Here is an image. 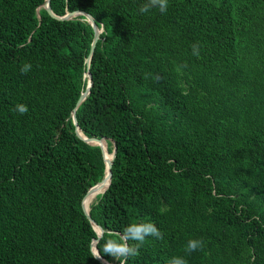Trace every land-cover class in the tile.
<instances>
[{"label": "trees", "instance_id": "obj_1", "mask_svg": "<svg viewBox=\"0 0 264 264\" xmlns=\"http://www.w3.org/2000/svg\"><path fill=\"white\" fill-rule=\"evenodd\" d=\"M45 1L0 0V264H102L81 200L105 153L72 113L115 149L89 210L106 263L104 240L153 222L127 264H264V0H48L102 29L89 65L92 26Z\"/></svg>", "mask_w": 264, "mask_h": 264}, {"label": "clouds", "instance_id": "obj_2", "mask_svg": "<svg viewBox=\"0 0 264 264\" xmlns=\"http://www.w3.org/2000/svg\"><path fill=\"white\" fill-rule=\"evenodd\" d=\"M169 7V0H145V3L139 8L141 14L148 13L152 9H158L161 13H166ZM192 54L194 56L200 55V46L198 44L192 45ZM31 70V64H24L21 67L23 73ZM147 78V76L145 77ZM158 79V78H157ZM21 115L27 114L28 106L18 103L14 109ZM117 238H107L103 241L102 252L118 261V264H127L129 257H135L139 254L140 248L144 245L146 238L154 237L162 240L163 233L158 229L153 222H134L123 228L119 234H115ZM203 247V241L197 239H190L186 246V251L191 254ZM92 257L102 259L97 255L96 249H92ZM167 264H187L185 258L174 256L167 261Z\"/></svg>", "mask_w": 264, "mask_h": 264}, {"label": "water", "instance_id": "obj_3", "mask_svg": "<svg viewBox=\"0 0 264 264\" xmlns=\"http://www.w3.org/2000/svg\"><path fill=\"white\" fill-rule=\"evenodd\" d=\"M43 6H44V8L46 9V11L48 12V14H49L51 17H53V18H55V19H57V20H69V19H72V18H74V17H76V16H78V15H83V16L86 18L87 22L92 26V28H93V30H94V38H93V41H92V44H91V48H90V52H89V56H88V58H87V64L89 65L91 55H92L93 52H94L95 44H96V42H97V40H98V38H99V34H100V32L102 31V29H98L97 26H96V24L94 23L93 18L90 17L88 14H86V13H84V12L74 11V12H69V13H67V14L64 15L63 17H58V16L54 15V14L51 12V9H50V7H49V2H48V0L45 1V3H44ZM87 78H88L87 88H86L85 92H84L83 94H81V96H80V98H79V100H78V102H77V106L80 105V104L84 101V99H85V97L87 96V94L89 93V89H90V87H91V85H92V78H91L90 73H87ZM72 118H73V123H74V125H75V132H76V134L78 135V137H79L80 139H82L84 142H86V143H88V144H90V145L99 146L100 149H101V151H102L103 157H104V151H103L102 146H101L100 144H92V143H91L92 141H94V142H101L102 140H97V139H94V138H92V139H91V138H86L83 134L81 135V134L79 133V132H81V131L79 130V128H78L77 125H76L75 113H72ZM81 133H82V132H81ZM114 155H115V149H113V152H112V154H111V156H112V160H113V158H114ZM112 160H111V162H112ZM104 162H105V159H104ZM111 162L109 163L107 169H106V164H105V177H104V179H103L101 182H99L98 184H96L95 186H93L92 188H90V189L87 191V193L83 196V198H82V200H81V207H82V209H83V212L85 213V215L87 216L88 220L90 221V224L92 225L93 229L95 230L94 226H96V227L100 230V233H97L96 230H95V232H96L97 235H98V238L95 239V240L92 242V244H91V250H92V249H96V251H97L96 244H97V242L99 241V238L101 237L103 231H102V229H101L97 224L94 223V221L91 220V218H90V216H89V212H87V211L84 209L83 200H84L89 194H91L93 191L100 190V188H101L103 185H105V184H107L106 189L108 188V186H109V184H110V177H111ZM106 189H105L102 193H104V192L106 191ZM100 194H101V193H100ZM97 255H99V254H98V251H97ZM99 256H100V255H99ZM96 259H97V258H96ZM98 260H99L102 264H108V263H106L103 259H98Z\"/></svg>", "mask_w": 264, "mask_h": 264}, {"label": "bare ground", "instance_id": "obj_4", "mask_svg": "<svg viewBox=\"0 0 264 264\" xmlns=\"http://www.w3.org/2000/svg\"><path fill=\"white\" fill-rule=\"evenodd\" d=\"M79 133L82 135L81 132H79ZM91 143H92V144H100V145L102 146V148H103V150H104V153H105V163H106V169H107L109 163H110L111 160H112V156H111V154L108 153L107 145H106L105 141H104V140H102L101 142H94V141H92ZM110 156H111V157H110ZM106 187H107V184L103 185V186L100 188V190L93 191L91 194H89V195L86 197V201H85V210H86L87 212H89V210H90V205L95 201L96 196H97L98 194L102 193V192L106 189ZM94 228H95V230H96L97 233H100V230H99L96 226H94Z\"/></svg>", "mask_w": 264, "mask_h": 264}]
</instances>
